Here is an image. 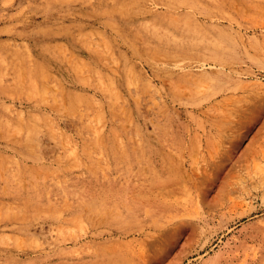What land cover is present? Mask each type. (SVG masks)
<instances>
[{
  "label": "rangeland",
  "instance_id": "rangeland-1",
  "mask_svg": "<svg viewBox=\"0 0 264 264\" xmlns=\"http://www.w3.org/2000/svg\"><path fill=\"white\" fill-rule=\"evenodd\" d=\"M0 264H264V0H0Z\"/></svg>",
  "mask_w": 264,
  "mask_h": 264
}]
</instances>
